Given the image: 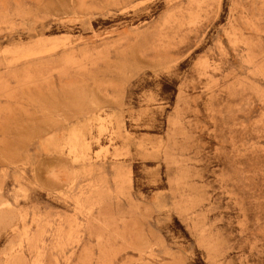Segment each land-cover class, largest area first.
<instances>
[{"label":"rangeland","instance_id":"374dc122","mask_svg":"<svg viewBox=\"0 0 264 264\" xmlns=\"http://www.w3.org/2000/svg\"><path fill=\"white\" fill-rule=\"evenodd\" d=\"M0 205V264H264V0H0Z\"/></svg>","mask_w":264,"mask_h":264},{"label":"bare ground","instance_id":"6f19581e","mask_svg":"<svg viewBox=\"0 0 264 264\" xmlns=\"http://www.w3.org/2000/svg\"><path fill=\"white\" fill-rule=\"evenodd\" d=\"M3 205V204H2ZM2 205H0V210L3 208Z\"/></svg>","mask_w":264,"mask_h":264}]
</instances>
